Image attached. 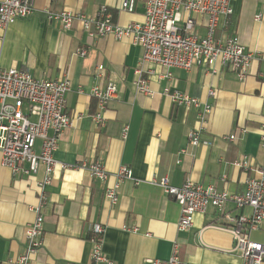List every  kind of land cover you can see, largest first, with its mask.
<instances>
[{
    "label": "crops",
    "instance_id": "obj_1",
    "mask_svg": "<svg viewBox=\"0 0 264 264\" xmlns=\"http://www.w3.org/2000/svg\"><path fill=\"white\" fill-rule=\"evenodd\" d=\"M145 1L137 0L135 11L128 13L120 10L122 0H36L32 15L0 28V69L71 81L66 98L73 123L60 138L55 160L72 165L96 161L110 176L99 182L83 169L58 167L51 185L41 190L42 168L35 176L14 177L2 166L0 154V264H15L24 253L25 230L34 222L40 202L43 246L31 264H92L95 225L105 228L103 252L115 264L165 261L175 245L185 264L242 263L239 254L230 252L235 247L233 237L214 228L224 224L217 211L196 216L189 230L179 231L180 206L153 182L166 178L170 186L181 187L190 179L215 185L220 193L242 194L252 173L235 163L247 156L253 166H264V0H235L233 14L216 32L217 40L236 37L255 54L244 81L220 66L211 73L200 67L186 71L142 64L144 50L129 38H93L80 24L64 30L49 23L44 13L68 10L97 15L106 8L114 24L126 26L144 21ZM200 31L205 34L203 27ZM80 50H87V56H79ZM139 78L147 81L151 95L139 92ZM110 83L117 86L118 96L99 127L93 121L97 104L91 90ZM210 89L217 91L216 98L208 95ZM176 93L213 107L202 126L199 147L188 141L191 130L200 127L198 110L174 103ZM123 166L132 171V179L121 185L113 206L105 190L115 184V174ZM227 206L234 215L250 213ZM251 239L264 243V225L251 233Z\"/></svg>",
    "mask_w": 264,
    "mask_h": 264
},
{
    "label": "built area",
    "instance_id": "obj_2",
    "mask_svg": "<svg viewBox=\"0 0 264 264\" xmlns=\"http://www.w3.org/2000/svg\"><path fill=\"white\" fill-rule=\"evenodd\" d=\"M35 1L1 0L0 28L5 29L32 15ZM234 1L146 0L144 21L132 22L126 26L114 24L106 8L98 10L97 15L68 10H46L44 13L49 23L58 24L64 30H71L76 24H80L93 38L112 36L117 41L129 38L134 45L144 50L142 64L186 71L200 67L211 73H216V66H220L223 71L232 72L240 81H244L252 62L256 59L255 54L246 50L236 37H230L225 42L216 39L220 23L233 14ZM136 5L137 0H122L120 10L133 13ZM260 20V16L256 17L257 22ZM201 27L204 28L205 34L201 33ZM87 54V50L78 52L82 57ZM97 69L102 73L104 68L99 66ZM136 86L140 93L152 94L149 84L143 78L137 80ZM71 90L69 79H40L35 78L29 71L0 69L1 164L9 169L14 177L35 176L42 168L45 174L39 184L41 190L51 185L53 174L58 167L64 171L83 169L99 182H106L110 177L106 168L99 162L85 161L80 165H72L60 163L54 158L62 134L73 123L67 112L66 98ZM91 95L97 104L93 121L103 127L104 113L110 103L117 99L118 88L114 83L105 88L94 87ZM208 95L216 98L217 91L210 89ZM172 98L174 103L180 106L198 110L200 127L191 130L188 141L192 147H199L203 141L202 126L212 113V105L204 104L186 94L176 93ZM26 108L28 112L25 111ZM127 132L128 127H125V138ZM230 139L233 141L234 137ZM261 145L264 148V132L261 134ZM235 166L252 173L245 182L246 189L242 194L220 193L215 185L204 186L190 179L181 187L170 186L166 178L159 183H153L158 184L164 193L180 206L179 231L189 230L194 225L196 216L206 215L214 209L224 221L223 225L214 228L233 237L235 247L230 252L240 255L243 259L241 264H264V243L251 239V233L264 225V166H253L247 156L237 161ZM115 179V184L105 190V198L113 206L119 201L121 185L132 179V171L125 166L120 167ZM230 204L239 211L249 209L250 213L234 215L226 209ZM42 205L40 202L34 222L26 227V248L15 264H31L33 256L43 246ZM91 232L92 264H115L103 252L105 228L95 225ZM179 249V246L175 245L170 259L153 260L151 264H185L179 256Z\"/></svg>",
    "mask_w": 264,
    "mask_h": 264
}]
</instances>
